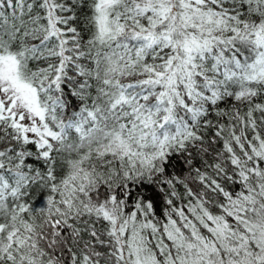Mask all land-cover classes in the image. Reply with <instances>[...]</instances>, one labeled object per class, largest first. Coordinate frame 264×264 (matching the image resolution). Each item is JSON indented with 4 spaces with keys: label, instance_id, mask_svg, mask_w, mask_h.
Masks as SVG:
<instances>
[{
    "label": "trees",
    "instance_id": "16d2710c",
    "mask_svg": "<svg viewBox=\"0 0 264 264\" xmlns=\"http://www.w3.org/2000/svg\"><path fill=\"white\" fill-rule=\"evenodd\" d=\"M1 61L0 264H264V0H0Z\"/></svg>",
    "mask_w": 264,
    "mask_h": 264
},
{
    "label": "rangeland",
    "instance_id": "374dc122",
    "mask_svg": "<svg viewBox=\"0 0 264 264\" xmlns=\"http://www.w3.org/2000/svg\"><path fill=\"white\" fill-rule=\"evenodd\" d=\"M0 64V101L2 109L6 113H10L15 119L21 121L24 128H32L39 122L41 117L40 111L37 109L34 99V91L31 87L21 82H14L11 79L10 63L1 61ZM165 229V228H164ZM167 242L170 239L169 229H165V233L160 235ZM156 242L155 239H152Z\"/></svg>",
    "mask_w": 264,
    "mask_h": 264
}]
</instances>
